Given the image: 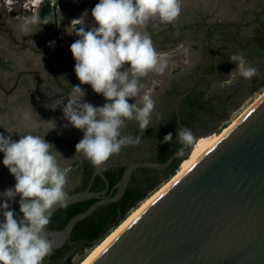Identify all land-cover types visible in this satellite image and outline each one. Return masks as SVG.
<instances>
[{
    "label": "clouds",
    "instance_id": "1",
    "mask_svg": "<svg viewBox=\"0 0 264 264\" xmlns=\"http://www.w3.org/2000/svg\"><path fill=\"white\" fill-rule=\"evenodd\" d=\"M181 8L182 0H99L91 10L98 27L85 30L88 15L85 10L66 29L69 35L74 33L79 37L70 45V51L80 84L90 85L106 100L103 106H94L84 101L86 93L80 86H71L62 109L68 121L64 127L83 132V138L75 146L76 154L82 153L94 166H103L122 148L140 142V137L122 135L126 121L138 122L142 132L151 125L156 102L144 91L142 81L150 73L164 74L167 64L161 61L144 29L155 19L174 23ZM49 22L50 19L42 20L37 14L24 20L22 31L25 36H31L37 32L31 30L33 26L41 30ZM229 60L238 64L242 78L251 80L257 75V68L247 64L241 54H232ZM133 98L136 102L129 103ZM42 122L49 125L43 136L26 134L13 141L10 135L0 134L3 165L16 181L14 188L0 193L6 198L0 204V214L4 217L0 221V264H43L53 252V242L44 235L51 221L50 210L56 205L67 207L68 179L57 159V154L62 155L44 138L56 129V123ZM194 140L191 129H178L176 141L181 147L176 156H183L184 148ZM163 142H173L171 132ZM17 196L22 218L16 216L8 203Z\"/></svg>",
    "mask_w": 264,
    "mask_h": 264
},
{
    "label": "water",
    "instance_id": "2",
    "mask_svg": "<svg viewBox=\"0 0 264 264\" xmlns=\"http://www.w3.org/2000/svg\"><path fill=\"white\" fill-rule=\"evenodd\" d=\"M218 2L182 0L183 5L201 3L205 7L210 4L217 7ZM97 3L99 0L93 2V8ZM232 4H236L234 8L243 6L244 0H221L222 18L233 11L229 7ZM206 43L214 51L207 40ZM214 58L216 60L215 51ZM194 83L195 80L174 106L179 129L186 128L181 123L179 105ZM133 123L140 137L138 122ZM194 142L187 146L183 156L177 157L174 153L164 163L127 164L114 186V194L104 169L94 166L79 153L80 159L90 164L93 172L84 191L68 194L67 205L90 199L96 202L73 216L62 230L45 229L44 235L53 242V249L61 248L76 223L97 207L118 202L133 171L139 168L165 170L175 160L180 164L191 153ZM95 177L104 183L100 192L90 191ZM58 208L59 205L54 206L51 213ZM92 264H264V100Z\"/></svg>",
    "mask_w": 264,
    "mask_h": 264
},
{
    "label": "rangeland",
    "instance_id": "3",
    "mask_svg": "<svg viewBox=\"0 0 264 264\" xmlns=\"http://www.w3.org/2000/svg\"><path fill=\"white\" fill-rule=\"evenodd\" d=\"M7 1L9 4H6ZM29 1L31 0H0V62L4 64L0 67V134L9 133L6 129L13 131L10 134H26L30 131L41 130L46 132L49 125L42 121L49 120H54L56 123V129L54 130L56 132H49L56 135L66 133L71 126L64 127L68 124V121L64 118L62 109L67 104L69 94L65 93V89L58 88L56 79L66 71V60H69L73 67L75 66L70 45L79 37L74 33L69 35L66 31L70 26L67 15L71 11L70 8L66 9L67 16H61L59 8L50 10L52 16L55 17L51 28L49 30H39L37 26H33L31 30L37 32L31 36H25L22 31L24 21L15 20V18L23 16L25 20L36 14L39 8L27 5ZM258 1L261 5L264 4V0ZM251 3L252 0H244L243 6H246V8H241L240 13L248 12V14L242 19H238V15L235 13L236 8L234 7L236 4L229 6L233 11L225 18H221V0H219L217 7L211 4L204 6V8H207L205 14L211 13L210 11L214 8H218L217 12H213L212 21L241 22L244 26L252 18L251 13L261 9L248 8ZM239 7L241 6L239 5ZM252 28V26L243 27L242 31L245 29L251 30ZM15 37L16 40L13 39ZM65 54L68 55V58L65 57ZM158 54L161 61L167 64V69L162 75H154L153 79L145 85L144 91L148 93L159 88L166 75L189 65L195 56V51L193 47L186 44L158 52ZM125 68H127V65H125ZM237 68L238 64L236 63L228 76L217 84H213L212 87L214 86V88L206 93V96L210 97L215 94L218 88H226L227 94L235 92L233 103L236 104V107L229 112L226 123L236 118L264 90L263 86L253 92L249 80L242 78ZM77 85L81 87L79 82ZM84 101L98 107L104 104L93 103L87 93ZM222 123H212L208 119L204 120L202 122L203 129L199 136L214 134V131ZM59 151L60 154L64 152L63 150ZM125 164L127 163L125 162ZM104 165V167H109L111 163H105ZM61 167L68 177L70 168L73 167L72 164L68 163ZM77 180L78 177L75 176L74 182L66 187L67 192L77 184ZM78 263L79 260L75 258L66 264Z\"/></svg>",
    "mask_w": 264,
    "mask_h": 264
},
{
    "label": "flooded vegetation",
    "instance_id": "4",
    "mask_svg": "<svg viewBox=\"0 0 264 264\" xmlns=\"http://www.w3.org/2000/svg\"><path fill=\"white\" fill-rule=\"evenodd\" d=\"M79 1L82 2L83 0ZM258 2V0H252V3L248 5V8H264V4L261 5ZM40 3L41 4L36 7L39 8V10L36 11L35 15L38 14L40 17L41 9L48 7L50 8V10L59 8L60 15H68L69 18V14L71 13V11H69L68 14L66 13V9L69 8L66 0H41ZM241 8H246V6H241L235 9V13L236 15H238V19H242L248 14V12H246L242 13V15L240 13ZM205 9L207 8H204L201 3H198L197 5L193 3H188L187 5L182 4L180 16L174 23L165 24L161 23L158 19H155L147 25L146 29H144V31H146V33L151 36L157 52H163L173 49L176 46L189 44L191 47H193L195 56L191 60L189 65L180 68L176 72H171L169 75H166V78L163 77L164 79L162 85L159 86V88L150 91L151 93L149 94H151L152 98L156 102V108L152 116L151 125L143 132L141 131L140 142L137 145L124 147L121 149L119 154L113 155L106 162L111 163L109 167L124 165L125 162L129 164L133 159L142 158L147 154L153 153L156 146L155 133L157 126L166 120L172 110L174 111V106L177 99L182 93L188 90L190 84L195 80L194 86L191 89L190 93H207L208 90L214 88V86L212 87L213 84L215 85L221 81L218 75L219 71L221 70L222 64L229 67V73L231 69L236 65L235 62H231L229 60L232 54H241L243 57H245L243 53H240L238 50L234 51L235 46L232 44L233 37H225L223 36L222 32L233 30L234 27L231 26L236 25L239 29V39H243L245 36H250V30L245 29L244 31H242L243 27L245 26H243L241 22L222 21V23L218 24L216 22L220 20H211L213 12H217L218 8H214L212 9V11H210L211 13L206 14ZM74 10L77 11L76 9ZM260 11L261 9L256 13ZM47 18L50 19V22L46 25H42L41 30H49V28H51L53 20H55V17L54 15L52 16V14ZM15 20H18V18H15ZM211 22L215 23L210 25ZM37 27L39 29V26ZM205 36L207 42L213 47L215 51L216 60L214 58V51L206 43ZM13 39L16 40V37ZM65 57L68 58V55L65 54ZM66 66L69 69V75L71 77V81H69L67 84H70L69 86H78L77 84L78 82L80 83V81L78 80L74 71V67L69 60H66ZM154 75H156V73H150L146 78H144V85L148 84L153 79ZM200 75H210V77H198ZM81 88L87 93L93 103L106 102L105 98L102 95L96 94L90 85H81ZM70 91L67 94H69ZM179 93L181 94L176 98L175 95ZM129 101L132 103L136 102L134 98L129 99ZM132 127L135 128L133 121H126V126L122 129V134L129 136L132 135L134 132ZM45 133V131L41 130L30 131L26 134L43 136L45 135ZM26 134L5 133V136L7 137L10 135L13 141H18V139H20V135ZM137 134L138 133H136L135 137H137ZM82 136L83 132L81 130L71 127L70 130L66 133L56 135L53 134V132H48L44 137L47 142L54 145L57 152L60 153L59 150L64 151L63 154H61L63 158L60 157L59 154H57V159L60 165L63 166L65 164L71 163L73 166L72 169L70 168L69 176L67 177V186L71 185L74 182L75 176L78 177L77 184L68 191V194L73 193V190L80 184V173L83 160L80 159L79 153L76 154L75 146L80 141ZM55 150L53 149V152H55ZM3 158L4 153L0 152V193H3L6 189L14 188L16 183L14 176L10 174L9 170L3 165ZM104 166L105 165L101 167L103 169L109 168ZM5 199L6 198H4L3 196H0V204H3L5 202ZM19 200L20 197L17 196L14 201H8V203L10 204V209L14 210V212L16 213V216L22 218L23 214L20 212ZM3 219V215L0 214V221H3ZM69 248L72 250H65L64 253H62L60 256L49 255L45 258L43 264H60L64 262L69 253L74 249L71 246Z\"/></svg>",
    "mask_w": 264,
    "mask_h": 264
},
{
    "label": "trees",
    "instance_id": "5",
    "mask_svg": "<svg viewBox=\"0 0 264 264\" xmlns=\"http://www.w3.org/2000/svg\"><path fill=\"white\" fill-rule=\"evenodd\" d=\"M50 15V8L41 9V19H45ZM252 18L244 26H252L250 36L239 39L238 26L232 25L233 30L222 32L225 37H233L232 44L235 46L234 51L238 50L245 56L247 64L257 68V75L249 80L251 89L256 92L264 86V8L256 13H251ZM240 27V26H239ZM232 29V28H231ZM234 31V32H233ZM210 34V32H209ZM220 50V48H219ZM3 63L0 62V67ZM67 68L59 78L56 79L58 88L65 89L67 94L71 86L67 83L71 81ZM229 74V67L222 64L219 71V79L224 80ZM144 82V79L142 83ZM75 86V85H72ZM68 87V88H67ZM176 94V98L180 95ZM235 92L228 93L226 88H218L214 95L207 97L206 92H191L182 101L179 106V115L181 123L184 127L191 129L195 137H200L202 131V122L208 119L212 123H222L220 127L214 131L217 134L228 123L229 112L236 107L233 103ZM74 128V127H73ZM135 138L137 130L132 127ZM178 126L176 124L175 114L172 110L166 120L157 126L155 138V151L147 154L145 157L133 159L131 162H157L164 163L169 156L176 153L181 145L176 141ZM172 133V143H164V137L168 133ZM83 138V136H82ZM81 138V139H82ZM80 139V140H81ZM187 147L184 148L186 150ZM127 164L109 167L104 169L103 173L108 180L110 188H114L118 184L124 168ZM179 160H175L170 167L165 170L157 171L145 168H139L133 171L127 188L122 198L116 203H110L97 207L87 218L79 221L71 231L67 242L62 248L53 249L51 255L60 256L65 250L73 249L60 264H66L77 258L79 262L96 244L103 240L113 229H115L127 216V214L145 200L159 186L166 182L177 170ZM93 168L90 164L83 161L81 165L80 184L73 190V193L82 192L86 189ZM104 188V183L99 177H95L91 185V192H100ZM116 193V188L113 193ZM96 202L90 199L82 202L67 205L65 208H58L52 215L51 221L47 227L48 230H62L66 223L75 215L84 212L91 204ZM72 250V249H70Z\"/></svg>",
    "mask_w": 264,
    "mask_h": 264
},
{
    "label": "bare ground",
    "instance_id": "6",
    "mask_svg": "<svg viewBox=\"0 0 264 264\" xmlns=\"http://www.w3.org/2000/svg\"><path fill=\"white\" fill-rule=\"evenodd\" d=\"M40 2L41 0H39V3ZM66 2L68 3L70 10L73 11V13L69 14L70 25L71 21L74 18H79L81 14L85 10H87L88 15L85 21V30L98 26L96 25L94 18L91 15V10L93 8L92 4L93 2L95 3V0H83L82 2L79 0H66ZM28 3V5L33 7L39 6L37 0H31ZM7 4H9V2H7ZM74 9H76L77 11H75ZM17 18L18 20L21 19V21L24 20L22 16ZM77 27L79 28V26ZM262 100H264V90L238 116H236V118L231 120L224 128H222L219 133H212L196 138L191 153L185 160H183L179 164L175 173L166 182L159 186L154 192H152L145 200H143L137 207L131 210L124 218V220L115 229H113L103 240H101L91 250H89V252L78 264H92L120 235H122L133 223H135L136 220L153 203H155L163 194H165L171 187H173L209 151H211L227 134H229L256 106H258L262 102Z\"/></svg>",
    "mask_w": 264,
    "mask_h": 264
},
{
    "label": "crops",
    "instance_id": "7",
    "mask_svg": "<svg viewBox=\"0 0 264 264\" xmlns=\"http://www.w3.org/2000/svg\"><path fill=\"white\" fill-rule=\"evenodd\" d=\"M239 7V6H238ZM238 7H236V8H238Z\"/></svg>",
    "mask_w": 264,
    "mask_h": 264
}]
</instances>
